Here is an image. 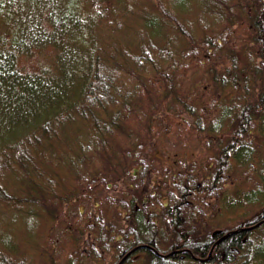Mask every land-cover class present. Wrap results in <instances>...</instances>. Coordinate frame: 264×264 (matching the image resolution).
<instances>
[{
    "label": "trees",
    "instance_id": "16d2710c",
    "mask_svg": "<svg viewBox=\"0 0 264 264\" xmlns=\"http://www.w3.org/2000/svg\"><path fill=\"white\" fill-rule=\"evenodd\" d=\"M0 2L12 10L9 0ZM32 2L34 6L37 1ZM74 2H66L48 31L37 21L33 24L34 18L19 16L21 33L10 38L3 33L10 32V22H0V44L9 46L0 49V199L12 212L5 215V224L0 218V233L18 221L39 226L45 205L56 206L58 198L46 195L53 184H43L42 175L40 180L23 179L35 197L13 195L3 187L11 174L33 176L37 163L46 159L67 178L90 176L114 193L102 200L109 209L97 201V210L89 212L88 231L81 230L67 264H118L125 257L123 264H264V143L259 147L261 139L264 142V0H236L238 13L253 29L251 45L245 47L233 39L234 20L214 40H192L187 47L174 43L190 31L180 24L184 18L179 10L197 12L187 24L191 31L201 24L208 29L223 20L232 7L230 0H92L108 18L112 7L114 15V6L123 4L125 18L112 21L105 15L82 18L86 14L81 0L78 13ZM96 20L110 28L105 47L94 44ZM116 24L121 29H112ZM32 35L56 45L55 69L46 65L33 74L19 69L17 54L27 51ZM219 48L221 72L206 63ZM205 65L215 89L223 92L217 100L224 104L214 127L208 118H197L196 129L215 139H209L205 162H183L187 155H160L151 146L153 141L160 145L163 129L151 128L165 122L153 116L176 113L173 105H184L191 97L183 87L198 75L210 82ZM160 88L162 92L155 94ZM128 132L127 141L119 142ZM109 133L113 139L106 137ZM223 137L227 139L220 144ZM165 159L177 168H165ZM95 164L100 167L92 172ZM231 168L253 174L254 188L243 190L240 185L245 182L225 172ZM150 175L158 176L153 184L148 182ZM118 184L125 187L120 190ZM245 202L256 206L249 223L248 218L230 225L222 222ZM20 227L32 233V226ZM227 233L231 234L221 239ZM3 238L8 246L16 244L9 234ZM98 244L109 258L101 256ZM0 264H9V259Z\"/></svg>",
    "mask_w": 264,
    "mask_h": 264
},
{
    "label": "rangeland",
    "instance_id": "374dc122",
    "mask_svg": "<svg viewBox=\"0 0 264 264\" xmlns=\"http://www.w3.org/2000/svg\"><path fill=\"white\" fill-rule=\"evenodd\" d=\"M36 1L37 2L34 5L35 9H32V7H34L32 0H9V5L12 10L7 9L4 4L0 2V5L3 7L2 11H0V22H10L12 26L10 32H3L4 35L9 36L10 38H16V36L21 33V27L18 23L19 16L21 18H27L28 20L29 18H34L32 21L33 24L37 21L39 28L45 27L48 31L51 28V19L60 14L61 10L66 7V2H73V0H54L51 3H47L46 0ZM74 1L76 4L75 11L78 13L80 9V0ZM242 1L248 3L249 0ZM81 3L82 9L86 14L82 18L99 15L100 17H104L105 15V18L108 21H112V17L114 19H119V17L120 19H124L126 15L124 14V8L121 2L118 3L119 6H114V8H116L114 15L112 7L109 18L107 17L106 12L103 11L102 14L101 11H98L93 7L92 0H81ZM19 4L21 5L20 7ZM230 4H232V7L231 9L226 10V13L223 14V20L215 22V25L208 29H206L203 24L195 26L192 28V31L187 24L191 19L196 17L197 12H194L191 9L179 10V14L184 18V21L180 22V24H183V28L190 30L191 32L189 31L188 36L179 35V38L174 40V43L178 45V43L182 42L184 45L183 47H187L188 43L192 40L197 43H201L205 39L211 40V37H214V40L221 32L230 27L232 23L231 20H234V31L236 32L233 35V39L236 44L243 47L250 46L251 39L249 35L253 32V29L245 20H243L240 16L241 14L238 13L236 0H230ZM225 5H227L226 2H224L223 6ZM141 8L143 7L139 3L138 9L140 10ZM150 8H152V6ZM188 10L191 12L189 13ZM151 11L152 10H149L148 13H152ZM237 16L240 18V21L237 19L235 22V18ZM132 18H134V16H132ZM137 20L138 19L135 21ZM210 20L213 21L214 19L211 18ZM126 21L127 20L124 22ZM121 27L122 26L116 24L112 27V29H121ZM1 30L6 31V27L3 29L1 28ZM92 30L97 35L94 44H97L98 47H105L104 44L110 43L108 37L105 36L106 32L110 31V28L104 21L100 23L98 22L97 24L96 20V25L94 29L92 28ZM47 31L43 30L44 34H46ZM168 31L169 36L174 35V30ZM25 38L27 39L28 37L26 36ZM32 40L33 43L30 46H26L28 48L27 51H22L17 54V65L19 69L23 72H29L32 74L42 71L46 65H48L49 68L55 69L52 65L55 62H58V59L56 58L58 51L56 45L47 41H38L36 35H32ZM5 44H0V49H8L9 46ZM8 44H10V41ZM220 49L221 48L217 49V51H213L210 56H207L209 59L206 60V63H211L217 72H221L220 69L223 67L219 63L220 57L218 54ZM176 50L183 49L176 48ZM208 66L209 65L202 66V69L206 71V78H208L207 80H210V82H204V78L201 75H198L195 82H189L186 84L183 89L187 92L190 91L191 97L188 101H183L184 105L179 101L173 105L177 110L176 113H167L162 116L158 114L153 116V118H161L165 122V125L156 122L151 128L156 131L163 129L161 133L162 137L160 145L158 146V144H155L153 141L152 144H154V146H151L152 150H155L156 152L159 150L160 155L164 154L165 156L167 155V157L172 156V158L187 155L188 158L183 159V162H196L198 165L205 162L208 149L212 144L209 142V139L211 141H214L215 139H212L210 134L208 136L207 133L199 132L196 129L197 118L200 117V120L208 118V121L212 122V128L219 121L221 108L224 106V104L219 103L220 100H217L219 98L218 94L223 92L219 89H215V86L212 83L211 74L207 70ZM212 86L214 87L212 88ZM154 92L155 94H159L162 92V89H157V91ZM250 100L253 101L251 98ZM157 103L159 102H155V105ZM190 104L193 105L190 107V110H188ZM179 107L181 108L180 111L178 110ZM192 111L194 114L191 113ZM232 132L233 131H229V133ZM127 134H129V132L123 137L120 136L119 142H122L123 140L126 142L127 140H125V137ZM106 137L113 139L114 134L109 133ZM224 139L227 138L223 137L220 144H222ZM263 143L264 142L261 139L259 147L261 146L262 148ZM171 161L172 160L165 159L162 161V164L165 168L169 169L170 167V169L174 170L177 167L175 164H170ZM36 167L37 170L33 171V176L29 175L28 172L17 174L16 177L13 174L9 175L5 180L3 187L13 195L19 196L27 193V196L35 197L37 195L35 191L27 192L30 187L27 186V183L24 180L28 181L31 177L40 180V175H42L44 177L43 180H41L43 184H53V186L48 187L46 195L48 197L58 198V201L56 206L52 204L45 205V212L40 211L37 220L39 222V226H36L33 222L31 226L35 231L32 230L31 234L20 226L28 227L30 229H32V227L26 224L24 225L22 223H18L19 221L16 222V224L2 227L3 230L7 229V231L0 233V261L3 262L5 261V258H8L9 264H67V259L70 258V254L74 250V243L81 230H84L85 232L88 231V227L85 223L89 217V212H92V210L95 212L97 210V207L95 206L97 201L102 203V209H109L108 206H104L102 200H104L107 195H114V193L111 190L107 191L105 189V184H95L93 177L90 176H83L77 180L67 178L63 175L60 168L54 166L46 159H42L39 163H37ZM99 167V164H95L91 171L95 172ZM87 171L89 172L90 170ZM225 172L230 173V177L233 179H238L241 183L245 182L240 185L243 190L254 188V179L250 178L253 174L250 172L244 173V168L225 169ZM199 174L202 175V173ZM89 177L90 179L86 180V178ZM157 179V175L148 176V182H151V184L155 182L153 180ZM117 187L121 190L125 187V185L118 184ZM0 190L2 189L0 188ZM116 194L119 193L116 192ZM70 195H73V198H65ZM75 197H78L79 200L75 201ZM66 202H70L68 204V208H66ZM236 207L239 209H236L234 214H227L222 218V222L224 224H233V222L241 218H248L246 223H249V219L256 208L254 204L247 202H245L243 207H240L239 205ZM11 213L12 212L5 207V201L0 199V218H3L2 224L7 222L5 215H9ZM109 215L112 216V214ZM118 220L121 221V218H118ZM114 222H117V220L114 219ZM5 234H9L10 237L16 241V244L13 241V245L8 246L3 238ZM97 246L99 247L101 256L106 259L109 258L110 253L107 249L103 246H99V244ZM78 256L79 254H77L76 258H78ZM122 260L120 262H122ZM120 262L118 264H120ZM121 264H123V262Z\"/></svg>",
    "mask_w": 264,
    "mask_h": 264
},
{
    "label": "water",
    "instance_id": "95a60500",
    "mask_svg": "<svg viewBox=\"0 0 264 264\" xmlns=\"http://www.w3.org/2000/svg\"><path fill=\"white\" fill-rule=\"evenodd\" d=\"M257 225H259V224H257ZM253 227H255V226H252V227H250V228H253ZM230 234H231V233H227V234H225L221 239H224V238L228 237ZM125 258H126V257H125ZM125 258H123L122 262L125 260ZM122 262H120V264H121Z\"/></svg>",
    "mask_w": 264,
    "mask_h": 264
}]
</instances>
